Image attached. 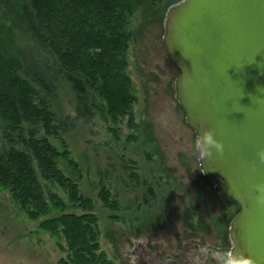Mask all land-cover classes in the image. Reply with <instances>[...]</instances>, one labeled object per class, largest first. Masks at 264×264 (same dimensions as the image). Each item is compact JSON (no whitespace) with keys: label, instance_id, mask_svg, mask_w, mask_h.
<instances>
[{"label":"rangeland","instance_id":"374dc122","mask_svg":"<svg viewBox=\"0 0 264 264\" xmlns=\"http://www.w3.org/2000/svg\"><path fill=\"white\" fill-rule=\"evenodd\" d=\"M178 1L138 0L128 17L126 75L135 97V127L128 125L127 117L113 119L98 109V99L89 117L80 115L66 86L49 102L58 127V138L50 141L68 153L67 159L58 158L57 167L94 206L89 212L69 206L65 212L96 216L98 253L114 264H134L139 244L178 252L185 243L199 240L208 249L204 264H216L214 248L219 244L230 248V203L215 193L199 169L192 151L195 135L173 97L178 70L161 42L166 8ZM6 20L0 5V55L19 57L22 62L23 55V63L34 56L38 62L27 51L36 44L29 33L17 27L7 33L10 23ZM49 78L58 84L51 72ZM10 146L0 130V148ZM39 179L45 195L55 193L68 204L62 188ZM103 189L109 194L110 207L100 197ZM47 217L30 220L11 193L0 188V264L68 263L65 240L39 229Z\"/></svg>","mask_w":264,"mask_h":264},{"label":"trees","instance_id":"16d2710c","mask_svg":"<svg viewBox=\"0 0 264 264\" xmlns=\"http://www.w3.org/2000/svg\"><path fill=\"white\" fill-rule=\"evenodd\" d=\"M0 5L10 23L6 32L15 27L28 32L36 44L27 51L38 57L36 62L30 55L23 63L20 49L23 62L0 55V130L11 142L8 149L0 148V188L30 220L57 213L43 219L39 229L65 240L69 262L64 264H114L98 253L96 216L65 212L69 206L84 212L94 206L57 167L58 158L67 159L68 153L50 141L58 138V127L49 102L66 86L80 115L89 117L98 99V109L113 119L127 117L135 127L125 53L128 17L138 0H0ZM49 72L60 85L50 81ZM39 178L62 188L68 204L55 193L45 195ZM100 197L111 206L105 189Z\"/></svg>","mask_w":264,"mask_h":264},{"label":"water","instance_id":"95a60500","mask_svg":"<svg viewBox=\"0 0 264 264\" xmlns=\"http://www.w3.org/2000/svg\"><path fill=\"white\" fill-rule=\"evenodd\" d=\"M162 45L178 76L173 97L195 137L205 128L224 145L202 175L239 207L228 227L232 249L264 264V0H180L163 19ZM190 78L185 87L183 81Z\"/></svg>","mask_w":264,"mask_h":264},{"label":"flooded vegetation","instance_id":"af4514ba","mask_svg":"<svg viewBox=\"0 0 264 264\" xmlns=\"http://www.w3.org/2000/svg\"><path fill=\"white\" fill-rule=\"evenodd\" d=\"M212 187H213V184H212ZM215 193L220 195L216 191ZM220 196L228 200L230 203L229 209H230V212L233 213V215L230 218V221H231L232 218L239 211V207L231 198H227L222 195ZM230 221H229V224H230ZM229 224H228V227H229ZM228 227H227V231H228ZM230 247H231V244H230ZM214 249L221 250V251L226 250L222 244H219L218 247ZM207 251L208 249L204 248L203 243L201 241L194 240V239H192L189 243L188 242L185 243L183 246V250L178 251V252H170V250L165 249L162 246H157V245H154V247L150 249V248H147L143 244H139L138 249L135 250L136 259H135L134 264H204L203 262L206 259Z\"/></svg>","mask_w":264,"mask_h":264},{"label":"clouds","instance_id":"9594fccd","mask_svg":"<svg viewBox=\"0 0 264 264\" xmlns=\"http://www.w3.org/2000/svg\"><path fill=\"white\" fill-rule=\"evenodd\" d=\"M186 87L190 83V78L183 81ZM192 151L198 154L200 161L205 160L216 153H223V143L216 139L212 130L205 128L202 134H197L193 143ZM257 157L261 162H264V148L257 150ZM256 189V203L260 206H264V181L257 182L255 184ZM216 257V264H257V261L248 255H244L242 252H235L234 249L229 248L227 250H217L214 252Z\"/></svg>","mask_w":264,"mask_h":264}]
</instances>
